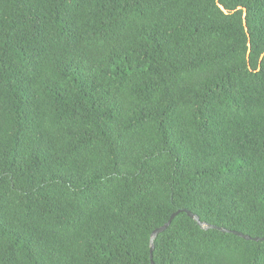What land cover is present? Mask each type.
Returning <instances> with one entry per match:
<instances>
[{"label":"trees","instance_id":"1","mask_svg":"<svg viewBox=\"0 0 264 264\" xmlns=\"http://www.w3.org/2000/svg\"><path fill=\"white\" fill-rule=\"evenodd\" d=\"M179 209L264 238V0H0V264H152ZM154 245L264 264L185 212Z\"/></svg>","mask_w":264,"mask_h":264},{"label":"water","instance_id":"2","mask_svg":"<svg viewBox=\"0 0 264 264\" xmlns=\"http://www.w3.org/2000/svg\"><path fill=\"white\" fill-rule=\"evenodd\" d=\"M221 9L227 13V11L224 9L223 6H220ZM241 9V7L239 8ZM246 14H247V11L246 9H244V14H243V18H244V25L246 26ZM247 30V28H246ZM248 31V30H247ZM250 45V44H249ZM250 52V50H249ZM182 212H185L187 213V215L191 218H193L197 223L198 225L203 228V229H218L222 232H227V233H232V234H235V235H238L244 239H247V240H254V241H264V238H259V237H251L250 235H246V234H243L239 231H234V230H228V229H225V228H221V227H217L215 225H210V224H207L205 222H202L199 218V216L195 215L194 213H192L191 211L189 210H186V209H179L177 210L176 212H174L171 217L169 218V220L161 227L155 229L152 234H151V263L152 264H155L154 263V260H153V250H154V241L155 239L158 237V235L162 232H164L172 223V221L174 220V218L179 214V213H182Z\"/></svg>","mask_w":264,"mask_h":264}]
</instances>
